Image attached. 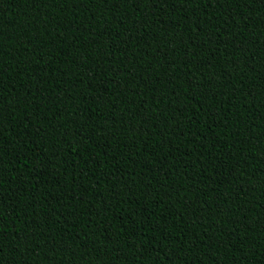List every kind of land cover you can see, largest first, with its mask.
Wrapping results in <instances>:
<instances>
[{
	"label": "trees",
	"instance_id": "obj_1",
	"mask_svg": "<svg viewBox=\"0 0 264 264\" xmlns=\"http://www.w3.org/2000/svg\"><path fill=\"white\" fill-rule=\"evenodd\" d=\"M0 264H264V0H0Z\"/></svg>",
	"mask_w": 264,
	"mask_h": 264
}]
</instances>
